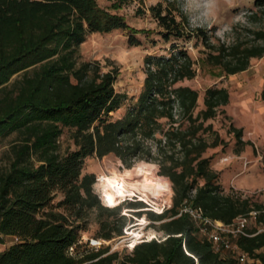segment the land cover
I'll list each match as a JSON object with an SVG mask.
<instances>
[{"label":"trees","instance_id":"trees-1","mask_svg":"<svg viewBox=\"0 0 264 264\" xmlns=\"http://www.w3.org/2000/svg\"><path fill=\"white\" fill-rule=\"evenodd\" d=\"M110 1L104 9L97 0H0V143L12 138L0 166V244L17 240L0 251V264H264V205L226 193L213 157L206 156L223 144L208 123L230 103L229 91L209 88L196 115L199 93L177 86L195 78L194 62L177 44L167 56L145 58L141 94L123 117L112 120L128 101L114 88L116 73L79 64L80 47L90 34L128 31L130 47L142 45L137 35L150 34L111 11L132 0ZM254 7L264 9V0H255ZM151 12L164 42L196 39L211 48L203 29L188 30L161 4ZM257 36L262 45H224L209 62L226 76L247 71L251 59L264 57V33ZM65 130L74 149L62 151ZM233 130L243 145L242 131ZM89 158L119 164L127 169L122 176L139 171L131 169L137 160L154 161L172 184L171 208L156 214L139 201L106 207L94 190L96 175H83ZM139 166L156 172L150 163ZM186 208L226 226L257 213L248 236L231 238L246 261L241 263L238 253L216 251ZM126 212L152 222L169 219L161 227L165 240L141 242L129 254L91 248L82 240L92 213L95 240L125 236Z\"/></svg>","mask_w":264,"mask_h":264},{"label":"rangeland","instance_id":"rangeland-1","mask_svg":"<svg viewBox=\"0 0 264 264\" xmlns=\"http://www.w3.org/2000/svg\"><path fill=\"white\" fill-rule=\"evenodd\" d=\"M100 7L110 9L114 1L97 0ZM255 0H132L118 11L111 10L125 18L127 24L135 30L150 32L139 34L137 38L142 42L140 47H130L128 31H114L110 34H90L80 47L79 64L91 62L97 64L102 73H116L114 88L118 93L126 94L128 101L119 111L111 114L112 120L124 116L127 109L141 94L146 79L147 56H167L173 45H180L188 50L194 62L196 76L192 80H184L177 86L190 87L199 93L196 115L204 109V95L209 88H226L231 95V102L219 111L217 117L210 120L214 130L218 132L223 144L210 149L207 157H213L212 165L220 173L222 180L243 198H250L254 203L264 205V57L253 58L250 61L249 72L233 76L224 75L223 71L209 62L211 55H217L222 46H230L237 42L244 47L262 45L257 34L264 33V9L254 7ZM161 4L171 12L177 20L188 29H203L211 43V48H205L202 42L194 39L190 42H164L160 36L161 28L153 17L151 9ZM257 33V34H256ZM166 123V121H164ZM233 129L243 133V145L237 143ZM70 133L65 130L60 139L61 149H74L69 139ZM212 141V137L208 138ZM12 138L0 143V166L5 163L6 151ZM153 145V143H149ZM156 167L154 173L148 166ZM131 169H138L125 176L127 169L119 164L104 163L96 158H89L85 162L83 175L94 174L96 178L108 177L105 183L106 197L115 202V190L131 186L136 193L151 204L153 213L161 214L169 209L173 203L174 192L169 179L159 175V168L154 161L137 160ZM118 176L112 179L109 177ZM133 177L134 181L128 182ZM238 180L240 186H237ZM169 181V182H167ZM167 183V193L164 183ZM160 185L165 190L166 203H156L151 199L145 186ZM238 187V188H237ZM170 188L172 193L169 196ZM96 193L100 186L94 185ZM129 224L125 236L112 241L95 240L97 232L96 214L92 213L87 225V231L82 234L83 241L89 242L91 248L110 247L111 252L131 253L133 244L138 239L164 236L161 222H152L148 216L141 219L128 214ZM255 227V219L249 222L248 228ZM17 240L6 238L0 244V251H4ZM226 253V252H224Z\"/></svg>","mask_w":264,"mask_h":264},{"label":"built area","instance_id":"built-area-1","mask_svg":"<svg viewBox=\"0 0 264 264\" xmlns=\"http://www.w3.org/2000/svg\"><path fill=\"white\" fill-rule=\"evenodd\" d=\"M103 179L104 177H102L101 179H98V181H96L95 184L100 186V192L97 194L99 195L102 203L106 207L115 208V207L120 206L126 201H139L146 205L147 211L153 212L152 210H150L151 204L143 198L142 194L138 195L133 187L129 188L130 190H132L131 194L118 198L115 201L116 205L111 206L110 201L106 197V194L104 191ZM184 212L189 213L195 220L199 221L200 233L209 238L211 243L214 245L216 251H232L234 253L239 254V257H240L239 260L241 263H244L246 261V257L239 253V249L233 245L231 238L232 237L235 238L239 235L248 236L246 229L249 225V222L252 219L256 218L257 213L252 212L249 216H241L232 225L226 226L221 222L211 221L205 218L202 215L201 211L199 210H192L190 208H186L184 209ZM125 214L128 215L127 212ZM153 240L163 241L165 240V236L160 237V239H158L156 236L154 237L150 236V237H145L144 239L142 238L138 239L137 241L134 242L132 248H134L137 244L141 242H145V241L149 242Z\"/></svg>","mask_w":264,"mask_h":264},{"label":"bare ground","instance_id":"bare-ground-1","mask_svg":"<svg viewBox=\"0 0 264 264\" xmlns=\"http://www.w3.org/2000/svg\"><path fill=\"white\" fill-rule=\"evenodd\" d=\"M120 178V177H119ZM108 181V177H105L104 176V179H103V186H104V191H105V183ZM131 181H134V178L133 177H129L128 178V182L131 183ZM158 186H155V185H150V186H145L146 187V190L148 191L149 193V196L152 197L153 200L156 201V203H166V194H165V190L160 187L159 184H157ZM131 186H127L123 189H117L115 190V193H116V197H115V201L122 197V196H126L128 194H131L132 190H130ZM110 201V200H109ZM110 205L111 206H115L116 205V202H111L110 201Z\"/></svg>","mask_w":264,"mask_h":264},{"label":"crops","instance_id":"crops-1","mask_svg":"<svg viewBox=\"0 0 264 264\" xmlns=\"http://www.w3.org/2000/svg\"><path fill=\"white\" fill-rule=\"evenodd\" d=\"M250 70L248 69L247 71H245V72H242V73H247V72H249ZM242 73H240V74H242ZM230 102H231V95H230ZM212 168L215 170L216 168H215V166H213L212 165ZM216 171V170H215ZM216 172H218V171H216ZM220 174V184L222 185V187L224 188V190H225V192L226 193H229V192H231V188H235L234 187V185H233V183H231L232 185H230L229 187L225 184V182H223V180H222V171L219 173ZM236 184H237V186H240V184L241 183H239L238 182V180L236 181ZM238 188V187H237Z\"/></svg>","mask_w":264,"mask_h":264}]
</instances>
